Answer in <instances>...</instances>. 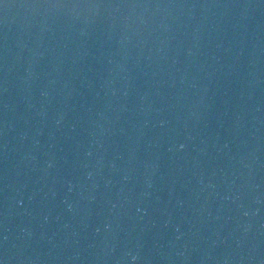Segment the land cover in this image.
<instances>
[{
    "label": "water",
    "instance_id": "95a60500",
    "mask_svg": "<svg viewBox=\"0 0 264 264\" xmlns=\"http://www.w3.org/2000/svg\"><path fill=\"white\" fill-rule=\"evenodd\" d=\"M0 264H264V0H0Z\"/></svg>",
    "mask_w": 264,
    "mask_h": 264
}]
</instances>
